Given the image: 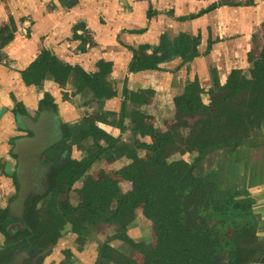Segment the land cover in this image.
I'll list each match as a JSON object with an SVG mask.
<instances>
[{
	"label": "trees",
	"instance_id": "obj_1",
	"mask_svg": "<svg viewBox=\"0 0 264 264\" xmlns=\"http://www.w3.org/2000/svg\"><path fill=\"white\" fill-rule=\"evenodd\" d=\"M213 9L214 5L180 21L191 20ZM14 32L15 24L9 18L0 28V50L13 42ZM262 39L264 41V31ZM200 40V35L191 37L181 33L176 51L192 58L199 54ZM251 59V64L260 70L261 80L257 84L245 79L243 86L237 88L228 80L221 87L204 90L194 79L185 84L180 94H173L171 103L178 117L176 136L139 111L138 106L146 103L142 100L143 90H132L126 81L121 92L120 131L123 132V124L129 119V132L136 139L147 136L151 142L140 144L135 139L123 148H118L115 142L99 148L89 143L92 146L76 161L60 170L53 169L42 229L51 231L52 235L58 231L62 235H73L79 244L78 250L82 251L90 241H105L104 230L109 223L123 214L131 217L135 205L140 204L145 220L164 232L152 248L134 244L144 258L142 264H215L214 257L225 254L228 255L226 264H253L257 252L252 247L258 239L255 235L258 221L251 205L244 199H236L237 193L228 189L226 196L220 199L217 174L210 172L216 165L213 153L221 152L236 165L235 154L242 148H251L264 130V44ZM154 65V59L146 61L142 56L133 67L150 70ZM71 70L56 57H50L46 63L37 59L22 73V79L27 87L41 91L47 75L52 82H59L61 74ZM206 93L212 98L209 105L201 100V95ZM53 101L45 94L41 105H52ZM127 103L137 106L138 111L133 113L127 109L126 117L124 105ZM190 146H194L196 158L191 164L176 161L181 175L169 181L172 173L169 159L180 147ZM139 150L144 151L146 160L138 156ZM124 155L134 163L130 173L134 189L122 192L118 178L110 172L91 174V166L98 157L108 166ZM79 179H82L79 195L87 204L71 207L69 189ZM55 180L60 184H55ZM161 180L167 184L163 185ZM243 196H247L246 191ZM97 253L100 264H138L121 257L104 243Z\"/></svg>",
	"mask_w": 264,
	"mask_h": 264
},
{
	"label": "crops",
	"instance_id": "obj_2",
	"mask_svg": "<svg viewBox=\"0 0 264 264\" xmlns=\"http://www.w3.org/2000/svg\"><path fill=\"white\" fill-rule=\"evenodd\" d=\"M69 1L0 0V28L9 18L15 24L13 42L0 50V155L10 150L5 132L12 120L11 110L20 105L34 110L42 97V91L27 87L22 79V73L37 59L46 63L50 57H56L72 69L63 72L59 82H52L47 75L43 89L53 98L67 122L74 121L78 125L93 122L99 131L118 138L122 145L132 140L130 132L119 135L117 126L121 83L132 56L126 47L155 45L161 36L199 32V55L194 58L198 61V71L186 70L185 74L181 69L184 79L191 77L188 80L193 81L197 77L204 89L221 86L228 80L234 87H241L243 80L253 79L260 71L251 64V57L262 46L264 0H74L68 7ZM212 5L215 9L201 17L177 21ZM149 11L153 12L150 17ZM73 29L76 35L90 34L91 42L84 44L88 45L87 50L78 46L84 43L81 39L82 42L79 39L71 42ZM210 64H219L215 65L218 70H209ZM166 75L171 74L154 72L150 77L130 76L135 87L138 85L148 91L149 109H156L163 119L170 114ZM184 79L178 75L176 81L181 84ZM80 84H85V88H78ZM63 93L68 95L66 100ZM203 100L209 101L208 97ZM74 124L71 122L70 126ZM116 164L121 167L131 162L123 158ZM127 187L124 193L134 188L129 179ZM248 194L258 218L256 234L260 241L255 249L261 252L264 251V179L249 188ZM122 222L124 228L136 223L143 227L138 235L127 237L132 245L144 244L142 237L148 231L160 232L144 221L139 204L135 214L124 216ZM124 234L133 235V231L127 230ZM118 248L127 250L123 243Z\"/></svg>",
	"mask_w": 264,
	"mask_h": 264
},
{
	"label": "flooded vegetation",
	"instance_id": "obj_3",
	"mask_svg": "<svg viewBox=\"0 0 264 264\" xmlns=\"http://www.w3.org/2000/svg\"><path fill=\"white\" fill-rule=\"evenodd\" d=\"M206 13H208V12H206ZM152 15H153V12L149 11L148 16L150 17ZM203 15H205V13ZM203 15H201V16H203ZM201 16H199V17H201ZM181 18H185V17H181ZM181 18L180 19L177 18V21L178 20L180 21ZM196 18H198V17H196ZM196 18H193V19H196ZM193 19H191V20H193ZM184 21H189V20H184ZM263 31H262V34H263ZM182 33H184V32H182ZM180 34H181V32L178 33L177 35L173 34V36H169V35L161 36L159 38L158 43L155 45L154 44L153 45H141V46H138L137 48L126 47V49L131 53L132 56H131V61L128 65L127 69H126V76L121 83V88H120V93H119V97H120L121 102H122L123 99L121 97V92H122L123 86H124L126 81L129 82V84L132 87L131 88L132 90H137V89L143 90V92L141 93L142 94V100L145 101L146 103L143 106H138L139 111L143 112L148 117L151 116V118H152L151 122L154 121L155 123L170 129V131L174 134V136H176V132L174 130L175 127H174V129L169 127V124L178 123V117L175 115V110H174L172 103H171L172 102L171 99H172L173 95H171L169 93L170 106L173 110L171 109L172 111H170V114L167 115L165 119H163L162 118L163 116L161 115V113L159 114L156 109L155 110L149 109L151 106V103L149 102V97H151V96L149 95L148 91L146 92L143 88L138 87V85L135 87V85H133L131 83L130 76L131 75H137L139 77L140 76L141 77L142 76L143 77H150V76H148V73H154V72H161V73L163 72V73H169L171 75H176L181 69L184 68V66L187 62H189L190 60H192L193 58H195L199 55V54H197V55L193 56L192 58L191 57H184L179 51H176V42H177ZM187 35L192 37L195 35H200V33L198 32L195 35H190V34H187ZM200 38H201V36H200ZM78 41H81V40L79 39ZM200 44H201V40H200ZM200 44L198 46V50H199ZM263 44H264V41L262 39V46H263ZM262 46H261V49H262ZM142 56L146 59V61H148L150 59L155 60V65H154L153 69L149 70L148 67H145L144 69L139 68L137 70L135 67H133L135 62L139 58H141ZM74 71H75V69H74ZM194 79H197V77H195ZM250 80H252L255 84L259 83L261 80L260 79V71H259V73H256V76H253V79L251 78ZM223 85H221V86H223ZM84 86H85V84H83V85L80 84L77 87L78 88L80 87V89H82V88H85ZM221 86H218V87H221ZM242 86H243V83H242ZM237 88H240V87H237ZM202 89H204V88H202ZM182 90L176 94H180L182 92ZM204 90H208V89H204ZM63 95L68 96L67 93H63L62 96ZM203 97L204 98L208 97L209 101H204ZM201 100L205 105H209L211 103L212 98H210L209 95L206 93V94L201 95ZM121 105H122V103H120V107H119V118H118V125H117L119 132H120L119 135H122L124 133L129 132L130 131L129 127L131 126V122L128 119L127 124H125V123L123 124V132L121 133V131H120V121H121V117H122V114L120 113ZM124 106L127 107V108H125L126 109V112H125L126 117H127V109L131 110L133 113L135 111H138L137 106H133L131 103H127ZM170 106H169V109H170ZM159 118L161 120L160 122H159ZM71 122L74 124V121H70L68 123L66 120L65 126H63L64 132L66 133V138H67L68 144H69L68 147H71V149L75 148L74 146H72L73 144H76L79 146V143L83 139L87 140L86 141V147H88V148L91 147L93 145V141H92L93 136H96L97 138L103 139V142H107V140H108V144L115 142V144L118 146V148H123L124 146H128L131 143H133L136 139L134 137V135H132V133H130L132 135V140L130 142H125L123 145L119 144L118 138H113V137L111 138V137L107 136L104 131H101V130L99 131L97 129V127L95 126V124L93 122H90V121H88L87 123H84L83 125L74 124L72 126V127L76 126L74 133H75V135H77V137H75V136H73V133L71 132V129H70V123ZM83 127H86V128H83ZM263 132H264V130H263ZM263 132H262V135H263ZM15 134L18 137L27 136L22 131H16ZM262 135H260L257 139H255L252 147L249 148L251 150L249 152V155L252 158H254V155H255V153H253V152L255 150H257L259 148L260 144L263 142V141L259 140L262 137ZM138 141L140 144L150 143L151 139L147 136H144L143 138L136 139V142H138ZM89 143H92V145ZM262 146H264V145H262ZM88 148H86V150H88ZM189 149H190V147L189 148L180 147L178 152L169 159L168 163L170 164V161L172 159H174V161L172 162L175 164L174 166H176V161H179V160H183V161L187 162L188 164H191L193 162V160L196 158L197 153H196L194 148L191 151ZM85 151H83V152L80 151V153H84ZM183 151H190L191 152L192 158L190 159V161H188L186 158H184L185 156L182 153ZM10 152L11 151L9 150L8 152L0 155V264H79V260L77 259V257L73 253L70 252V254L68 253L66 255L62 253L64 244H63V240H62L63 237H62V234L60 233V231H58L52 235L51 231L48 232V231L42 229V226L45 223L44 211H45V206H46L45 201H43L42 198H34V199H31L29 201V203H26V211H25L23 220H22V222H20V225L17 228H15V224L11 223L12 222L11 218L8 217V206H9L10 202L13 201V199L16 197V192H17L15 180L13 177L14 172H15V167L17 164V158L12 156L10 154ZM217 153H220V155L217 156ZM258 155L264 157V153H262L260 151L258 152ZM138 156L141 157L143 160H146V155H145L143 150H139ZM211 156L215 160L214 162L216 163V165L213 166V168L210 170V172L217 174L218 170L221 167L218 165V161H219V159L221 160L220 157L222 156V158H223L224 155H222L221 152H216V153H213ZM123 158L128 159L132 164L131 165L132 168H131L129 175L127 177L135 187L134 182H132V180L130 179V176H131L130 173L132 172V170L134 168V163L125 155L122 156L120 159H123ZM120 159H118V160H120ZM224 159H225V161H227V163L230 162V160L227 157H225ZM117 161H115L114 163H116ZM46 162H48V161H46ZM95 163L102 164L103 163L102 158L98 157V159ZM95 163H93V165L91 166V169H90V172L92 175H94L92 173V171L95 170V167H94ZM235 163H236V159H235ZM103 166L106 167V165H103ZM236 167H237V164H236ZM171 168H172V173L170 175L169 181H174V180L178 179L181 174H180V171H179L177 166H176V169H174L173 166H171ZM106 171L108 172V170L104 168L103 173H105ZM175 171H177V173H175ZM5 172L11 174L12 176L8 177L7 174H4ZM95 174H98V173L96 172ZM49 179H50V189H51V187H52L51 176L49 177ZM58 181L59 180H55V182H58ZM79 181L82 182V179H79L77 182H79ZM223 181H224V178H218V189H220L219 185H221L223 183ZM161 182L163 185L167 184V181L161 180ZM119 184H120V182H119ZM254 185L255 184L253 181H249L246 188L249 189V188L253 187ZM132 189H134V188H132ZM227 189L233 190L234 192L237 193L236 199H244L247 203H249L251 205V203L248 200V196H249L248 189L246 191L247 192L246 197L245 196L241 197L239 195V192H237V190L232 188V187L228 186ZM244 191H245V189H244ZM60 195H62V193ZM68 196H69V205L71 207H76L79 205H84V204L86 205L87 204L86 201H84L81 198V195H79V193L75 196V198H72L70 196V189H69ZM225 196H226V194H225ZM219 198H220V196H219ZM220 199H222V198H220ZM136 205H138V204H136ZM136 205H135V207H136ZM251 210L253 212L252 205H251ZM134 214H135V211H134ZM253 215L256 217V219L258 221V218L254 214V212H253ZM122 216L113 219L109 223L108 227L105 228V230H104L105 241L103 239L102 240L99 239L98 241H93V243L96 242L97 246H96V252L93 256L92 264H100V259H99L98 253H97V249L103 243L107 244L108 246L115 249L119 253L120 256L122 255L123 257L128 258V255L126 253H124V252H127L125 249H121V248L116 247L117 244L119 245L120 243H124V242L126 244L127 243L132 244L131 240H129L127 238L128 236H126L124 234V232L126 233V228H124L120 224V229H123V230L120 231V229H119V231H108V229H110L112 223L122 222L123 217L126 215H124L123 217ZM127 217H129V216H127ZM144 220H145V218H144ZM149 225H150V227L154 228L155 230H157V229L160 230V232H162L161 237L163 236L164 232L159 227H157L153 224H149ZM257 226H258V222H257ZM256 233H257V227H256L255 235L258 238ZM71 237H73V236H71ZM158 240H159V238H158ZM72 241L74 244L73 249H74L75 253L79 254L82 251H84V250L78 251V248H79L78 245L79 244L77 241L74 243L75 238ZM259 241L260 240L258 238L256 243L252 247L253 249H255V245L257 243H259ZM152 247H149V248H152ZM134 248H135L136 252H135V254H133V257H129V258H130V260H132L134 262H138V260L141 259V264H142L144 261V258L142 256L141 257L135 256L137 254H140V252L138 249H136V247H134ZM256 252H257V254H256L255 259H257L258 257L261 258L262 254L260 252H258L257 250H256ZM74 257H75V259H74ZM121 257H120V259H121ZM263 258H264V253H263ZM256 261L254 263H256ZM87 264H89V262H87Z\"/></svg>",
	"mask_w": 264,
	"mask_h": 264
},
{
	"label": "water",
	"instance_id": "obj_4",
	"mask_svg": "<svg viewBox=\"0 0 264 264\" xmlns=\"http://www.w3.org/2000/svg\"><path fill=\"white\" fill-rule=\"evenodd\" d=\"M73 1L68 2V7L72 6ZM88 35L90 36V34L86 35L85 33L76 35L73 29L70 38L72 41H70L81 39L84 43H78V46L82 48L85 41L91 42L88 40ZM87 47L86 44L83 50H87ZM41 91L43 92L42 97L34 110L20 105L11 110V122L8 125L4 124L7 128L5 133L8 135L6 140H8L10 154L17 158L13 175L17 192L16 197L8 206V217L11 218V223L15 224V228L22 222L26 211V203H29L31 199L42 198L46 204L50 190L49 177L52 170H60L82 155L80 153L76 158L72 157V149L68 147V140L63 129L67 119H65L66 117L63 116L62 111L59 110L54 101L52 105H41L44 95L47 94L44 90ZM70 129L72 130L73 127L70 126ZM16 131H22L27 136L18 137L15 134ZM73 136L77 137L74 132ZM4 174H7L8 177L12 176L7 172ZM55 184L59 185L60 182H55ZM71 236L73 235H62L64 239ZM89 243L93 242L90 241ZM227 258V254L215 256L214 262L215 264H226Z\"/></svg>",
	"mask_w": 264,
	"mask_h": 264
},
{
	"label": "rangeland",
	"instance_id": "obj_5",
	"mask_svg": "<svg viewBox=\"0 0 264 264\" xmlns=\"http://www.w3.org/2000/svg\"><path fill=\"white\" fill-rule=\"evenodd\" d=\"M226 36H228L226 34ZM250 59V58H248ZM252 60V59H251ZM201 63L205 64L206 62L204 61H201ZM215 65H219V64H215ZM211 66V64L209 65V70L211 69H216L218 70V66ZM198 61H196V59H192L190 60L189 62H187L185 64V67L183 68V71L185 72V74L187 73L186 70L189 71V73H193L192 71L196 70L195 72H197L198 70ZM181 72L179 71L176 75H170L169 77L166 75L167 77V82H166V88L167 90L169 91V93L171 95L173 94H176L178 92H180L183 87L185 86V84L189 81L188 79L191 78V77H186L184 79V76L180 75ZM153 73H148V76H152ZM180 76L181 78L184 79V81L182 80V83L181 84H178L177 81H176V78L177 76ZM199 82V85H202L201 81H198ZM170 105V104H169ZM171 106H170V111L171 110ZM160 118H159V122H160ZM170 122V121H169ZM125 124H127V119L125 120ZM169 124V123H168ZM177 123H172V124H169V127H171L172 129H174L175 125ZM75 131V128H73L71 130V132L73 133ZM261 141H263L260 146H259V150H255L253 153H255L254 155V158H252L250 155H249V152L251 151L250 149H246V148H242L241 149V152H239V154H235V158L236 159V164H237V167L236 165L232 164L231 161L229 163H227V161H225V157L222 158V156L220 157L221 160L219 159L218 161V165L221 166L220 169L218 170L217 172V178H224V181L221 185H219V196L220 198H224L225 197V192H226V189L229 187H232L234 189L237 190V192H239V195L241 197H244L243 196V193H244V189L245 191H247L248 188H246V186L248 185L249 181H253L254 184L256 183H261V180L264 179V157L262 156H259L258 155V152H262L264 153V132H263V135L262 137L259 139ZM86 139H83L80 143H79V146L76 145V144H73L72 146H74L75 148L72 149V157L73 158H76L79 154H80V151L83 152L86 150ZM93 145L96 147V148H99V147H102V146H105L108 144V142H103V139L101 138H97L96 136H93ZM108 141V140H107ZM262 146V147H261ZM193 146H190V151L193 150ZM78 149V150H77ZM190 151H183V155L185 156L184 158H186L188 161H190V159L192 158L191 156V152ZM220 153H217V156H219ZM183 157V156H182ZM174 161V159H172L170 161V164L171 166L174 167V169H176V166H174L175 164L172 163ZM118 162V161H117ZM116 163H112L111 165H108V166H103L102 164L101 165H98L97 163H95L94 167H95V170L92 171L93 174H95L96 172L100 175L103 174V170L104 168L108 170V172H110L112 175H114L115 177H117L121 182V185L122 187L121 188V191L123 192L124 191V187H125V190L128 189L127 187V180H128V175H127V172L130 170V167H131V164L129 165H125L123 164L121 167H119L118 164ZM175 173H177V171H175ZM81 186H82V182L79 181V182H74L70 188V196L72 198H75V196L79 193L80 189H81ZM145 221V220H144ZM147 224H152L150 222H148L147 220L145 221ZM123 223V222H122ZM120 224L121 222H115V223H112L111 224V227L110 229H108V231H119L120 229ZM137 224V223H136ZM136 224H133L131 225L130 227L126 228V231L127 230H132L133 231V235H128V238H130L129 236H136L138 235V231L142 230L143 227L142 226H138ZM123 230V229H120V231ZM161 237V233L159 231H148L144 234V236L142 238H144V244L142 243H139L140 246L142 247H145V248H149V247H152L155 245V243L157 242L158 238ZM63 251L62 253L63 254H70L73 253L77 259L79 260V264H87V262H89V264H92V260H93V256L96 252V242L95 243H88L84 249V251H82L81 253H75L74 249H73V241L74 240V237H67V238H63ZM121 244V243H120ZM126 246V251L127 252H124L128 255V258L129 257H132L133 254H135L136 250H135V246L132 245V244H129V243H123V248H125ZM116 247H118V244L116 245ZM129 248V249H128ZM73 249V250H72ZM262 254V257H258L256 260V263H253V264H261L260 262H263L264 261V258H263V253L264 251H261L260 252ZM135 256H139L141 257L140 254H137ZM75 259V257H74ZM130 259V258H129ZM138 264H141V259L138 260Z\"/></svg>",
	"mask_w": 264,
	"mask_h": 264
}]
</instances>
